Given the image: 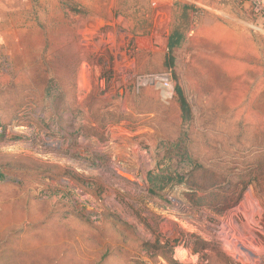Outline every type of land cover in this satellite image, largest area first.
Instances as JSON below:
<instances>
[{
  "label": "rangeland",
  "instance_id": "rangeland-1",
  "mask_svg": "<svg viewBox=\"0 0 264 264\" xmlns=\"http://www.w3.org/2000/svg\"><path fill=\"white\" fill-rule=\"evenodd\" d=\"M152 3L32 0L33 31L0 40V264H244L221 233L264 248V32Z\"/></svg>",
  "mask_w": 264,
  "mask_h": 264
},
{
  "label": "crops",
  "instance_id": "crops-1",
  "mask_svg": "<svg viewBox=\"0 0 264 264\" xmlns=\"http://www.w3.org/2000/svg\"><path fill=\"white\" fill-rule=\"evenodd\" d=\"M174 2L177 1L173 0V5ZM187 3H194L207 10L224 15H227L231 10H237L238 16L237 14L234 15L237 20L264 32V18L254 17L249 4L246 2H240L239 0H193V2ZM31 5L32 0H0V40H3L8 34L19 37L33 31L31 28L33 23ZM167 5L171 8L172 2L160 4V6Z\"/></svg>",
  "mask_w": 264,
  "mask_h": 264
},
{
  "label": "bare ground",
  "instance_id": "bare-ground-1",
  "mask_svg": "<svg viewBox=\"0 0 264 264\" xmlns=\"http://www.w3.org/2000/svg\"><path fill=\"white\" fill-rule=\"evenodd\" d=\"M246 203L245 204L247 207L246 210H249L250 212L253 213H260L259 211L261 210L260 207L256 204V202H254L251 197H247L246 199ZM230 221L232 222L233 219L230 217ZM229 221V222H230ZM249 224V223H248ZM247 223L242 224L239 229L241 234L244 237V240L248 241L251 244H255L256 242H254V237L252 236H247V232H249V226ZM221 235V236H220ZM219 235V238L223 244V248L226 249L228 251V253H230V255L232 257H237L242 263L244 264H260L262 262V256L264 255V248L262 245H260V247L256 246V250L253 248H251L249 246L248 250L239 248L237 245H235L230 239L229 237H225L223 233H221ZM245 241V242H246ZM258 242V241H257ZM246 244V243H245ZM259 245V244H258ZM255 246V245H254ZM245 247H247L245 245Z\"/></svg>",
  "mask_w": 264,
  "mask_h": 264
},
{
  "label": "trees",
  "instance_id": "trees-1",
  "mask_svg": "<svg viewBox=\"0 0 264 264\" xmlns=\"http://www.w3.org/2000/svg\"><path fill=\"white\" fill-rule=\"evenodd\" d=\"M185 9V8H183ZM182 38H183V35L181 32H179L177 29L174 30L170 35H169V38H168V53L169 55L172 54L173 50L177 47H179L180 45V42L182 41ZM173 63H174V58L172 57H168V61L166 63V67L167 68H171L173 66ZM174 96L177 98V101L179 103V107H180V111H181V117L184 121H189L190 119V109L186 103V100H185V97H184V93L182 91V89L178 86V85H175L174 86ZM243 188L245 186H242ZM203 198H199V199H196V201H192V204L194 206H201L202 205V201ZM170 243H172V245L170 246ZM176 245V242L174 241H167L164 246L165 248L167 247H170V249H173V246ZM165 258L166 261H168L170 264H176L173 259L170 257H166V256H163Z\"/></svg>",
  "mask_w": 264,
  "mask_h": 264
},
{
  "label": "built area",
  "instance_id": "built-area-1",
  "mask_svg": "<svg viewBox=\"0 0 264 264\" xmlns=\"http://www.w3.org/2000/svg\"><path fill=\"white\" fill-rule=\"evenodd\" d=\"M153 2L152 4L156 6V3L161 2H173V0H150ZM175 1H181V2H193V0H175ZM240 2H246L250 6L251 13L256 18H264V0H239ZM155 3V4H154ZM159 3L158 5L160 6ZM161 85L163 87L168 86V79L164 78L161 80Z\"/></svg>",
  "mask_w": 264,
  "mask_h": 264
}]
</instances>
